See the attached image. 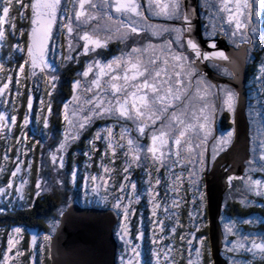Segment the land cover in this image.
Instances as JSON below:
<instances>
[{
    "label": "snow or ice",
    "instance_id": "6c2138e0",
    "mask_svg": "<svg viewBox=\"0 0 264 264\" xmlns=\"http://www.w3.org/2000/svg\"><path fill=\"white\" fill-rule=\"evenodd\" d=\"M199 6L207 12L210 22L205 26V32L211 51L202 50L191 38L195 9L187 0H165L163 3L145 0L144 4L137 0H0V52H4L0 56V140L5 144L0 157V200L8 204V208L0 207V213L32 207L25 197L33 165L31 154L37 145L44 148L36 135H48L50 117L54 115L53 91L59 83L49 55L62 62H78L82 56L95 54L97 49L106 47L115 38L121 43L131 40L135 44L141 33L168 34L171 39L161 45L133 46L107 62L101 59L85 61L83 70L76 73L83 80L74 79L70 98L58 102L61 107L55 115L63 124L61 138L55 150L48 151L47 159L41 152L31 199L40 197L48 188L49 182L45 179L42 183L39 174L41 166L47 167L49 162L57 176L56 185L63 188L67 183L78 182L81 175L77 165L73 164L70 172L63 171L70 144L78 141L94 121L115 120L116 124L97 128L87 139L82 152L85 157L82 179L85 187L90 183L97 194L103 189L102 201L111 203L115 211L118 218L116 235L125 248L120 264H179L177 253L184 264H215L210 238L201 232L209 227L204 218L206 209H211L210 194L202 188V176L207 169L206 145L212 137L211 160L215 161L232 144L234 130L214 136L213 124L218 112L227 111L234 117L244 104V95L228 84L210 83L199 70V63L207 61L230 81H239L243 65L252 59L251 53L257 47L264 53V0H199ZM14 8L21 22L29 21L27 28H18L17 17L12 14ZM152 18L173 23L152 24L149 22ZM92 21L96 23H90ZM217 31L232 45L231 53L217 50L213 40ZM185 44L190 55L185 54ZM218 62L225 66L221 67ZM25 81L28 82L26 104L18 120L22 106L18 98L25 96ZM254 84L259 89L256 96L259 107L248 106V134L252 147L245 162V175H227L230 194L232 181H242V187L236 191L241 193L239 203L244 207L254 203L247 194L264 197V61L259 62ZM42 86L47 92V102ZM35 94H40V99L34 109ZM33 119L36 135L27 131ZM121 121H131L133 128L125 127ZM257 124L259 126L253 132L252 126ZM17 125L19 135L14 137L13 158L9 155L13 151L9 141L13 139V129ZM116 126L120 127L119 139L114 132ZM146 130L149 142L144 145L139 139L144 138ZM132 131L137 137L130 135ZM97 142L104 145L103 151L98 150ZM118 149L125 157L120 179L116 178L115 168L104 163L106 158H115ZM93 154L100 157L96 164L100 171L95 174L87 172L92 166L89 161ZM72 155L75 157L77 153ZM8 161L13 165L11 169L6 166ZM133 168L143 170L142 184L146 187H139L132 178ZM153 168L157 173L155 177ZM161 168L164 169V198L158 190L162 184ZM257 171L262 174L261 178H252L251 173ZM5 173H10L6 182L2 179ZM185 180L187 189L184 188ZM185 191L190 199L182 195ZM145 195L150 213L151 260L148 262L142 259L141 244L138 243L145 237L143 215L136 224L134 239L131 237L132 217L136 214L133 205ZM183 204L188 206L190 229L180 220L179 209ZM259 207L264 208V204ZM221 220L227 264H255L257 257L260 264H264V234L258 240L256 235L246 234L239 228L240 224L254 221L264 223V218L238 217L225 222L222 217ZM22 231L20 226H12L7 232L0 264H20L19 258L24 256L20 247ZM38 236L33 233L28 241L32 256L36 255L33 248ZM50 239L49 235L43 236L44 242ZM43 253L44 245L40 243L41 257ZM245 256L251 258L244 259Z\"/></svg>",
    "mask_w": 264,
    "mask_h": 264
},
{
    "label": "water",
    "instance_id": "95a60500",
    "mask_svg": "<svg viewBox=\"0 0 264 264\" xmlns=\"http://www.w3.org/2000/svg\"><path fill=\"white\" fill-rule=\"evenodd\" d=\"M198 0H187V3L195 9L192 18V39L205 51H211L208 47L209 40L201 35V26L198 16ZM217 50L232 52V46L227 44L225 37L213 39ZM225 66L223 62H218ZM199 70L213 84H228L243 92L244 104L237 109L232 117L233 140L225 152H222L215 161H212L204 173V191L210 194L211 209H206L208 237L213 246L215 264H227L221 256L222 234L219 230L218 218L222 209V195L228 188L227 175L239 176L243 174L245 162L249 156V124L245 118L247 78L246 64L243 65L241 79L230 81L229 77L217 73L207 64V61L199 63ZM208 157V153H207ZM208 187H205V186ZM117 216L112 208H98L81 206L75 199H71L66 208L61 212L57 226L48 243L49 264H116L117 241L113 235V228L117 222Z\"/></svg>",
    "mask_w": 264,
    "mask_h": 264
},
{
    "label": "rangeland",
    "instance_id": "374dc122",
    "mask_svg": "<svg viewBox=\"0 0 264 264\" xmlns=\"http://www.w3.org/2000/svg\"><path fill=\"white\" fill-rule=\"evenodd\" d=\"M62 2H64V0H62ZM16 13V10L15 8L13 9ZM13 12V11H12ZM203 12L207 13L204 9H203ZM30 15V13H29ZM16 16V15H15ZM19 18V16H18ZM205 19L207 21V24L208 25L210 22L209 20L207 19V15L205 16ZM92 22H95L96 21H92ZM91 23V22H90ZM94 23V24H95ZM204 33H202L203 35V38L208 40V37L206 35V32L203 31ZM217 35V38H219V35L220 32L217 31L216 34L214 35L213 39L215 38V36ZM223 36V35H221ZM60 40L61 42L63 43V36L60 37ZM225 41L227 42V44H229L230 46H232L229 41L225 38ZM133 41H129V43H131ZM82 43V42H81ZM139 41L137 40L136 44L134 46H140L139 45ZM133 47V46H132ZM121 49L123 50V48L121 47ZM186 49V48H185ZM251 56H252V59L251 61H249L248 63H246V68H247V78H246V82H245V89H246V95H247V100H246V107H245V118L247 119V122L249 124V112H248V106L249 104H254L256 105L257 107H259V105L257 104L256 102V96L259 95V89L255 87V84H254V77L256 76L257 74V71H258V67H259V62L260 61H264V53L260 52L259 50V47H257L252 53H251ZM48 59L51 61V63L53 64V66L55 67L56 69V75L59 77L60 74H61V70H60V65L63 64V63H66V62H62V61H59L56 57L52 56L51 54L49 55ZM75 63H77V61H74ZM73 63V62H72ZM221 65V64H220ZM248 66L250 67V73H249V68ZM221 67H224L223 65H221ZM83 70V67L81 68V71ZM219 74H222L218 71ZM91 75V74H90ZM77 78H80L83 80L82 77H77ZM76 79V78H75ZM28 83V82H27ZM63 84V83H62ZM217 85H222V84H217ZM43 91H46L44 90L43 86H42V93ZM194 91V90H193ZM44 94V93H43ZM40 95V94H39ZM62 95V92H61V81L59 80V83L57 85V89H55L53 91V99H57L59 101H62L64 99L61 98ZM68 98H70L71 96V86L69 88V91H66V95ZM64 96V97H65ZM66 97V99H68ZM48 100V96H47V92H46V98H45V101L47 102ZM58 101V102H59ZM39 105V102L36 100L34 102V109ZM10 107V106H9ZM61 107V105L58 103V110L59 108ZM46 110V109H45ZM54 112V110H53ZM58 112V111H57ZM226 112V111H224ZM221 113V112H220ZM55 121V126L52 128V130L48 131V135L45 137V140L42 141L43 145H44V148L40 151V154H39V158H38V162L37 164L40 162L41 160V152L43 151L44 153V159H47V153L48 151L51 149V150H55V147H56V144L58 142V140L61 138V132H62V129H63V124L61 122V120L58 118L57 115H55V112H54V115H52L50 118H52ZM58 118V119H57ZM96 122H100V125H96ZM129 122L128 125H124L125 123L122 122L121 124H123L125 127H128V128H133V125L131 123V121H127ZM218 122V120H217ZM33 123H34V120H33ZM117 122L115 120H96L93 122L92 125H94V132L96 131L97 128H100V127H103V126H106L108 124H116ZM91 125V126H92ZM42 126V124H41ZM90 126V127H91ZM259 125H253V132H255V129L258 127ZM90 127H87L82 133L84 132H87V130L90 128ZM250 127V125H249ZM15 129L16 127L13 129V134L15 132ZM119 131H120V127L119 126H116V129L114 128V132L117 133V136H116V139H119ZM229 131V130H227ZM226 130H217V136L221 135V134H225L227 132ZM233 131V130H232ZM248 132H249V129H248ZM50 133V134H49ZM130 135L132 137H137V133L135 131H132L130 133ZM249 135V134H248ZM86 139V138H85ZM88 139V138H87ZM86 139V140H87ZM210 139L211 137H209V142L207 143V146L209 144V152H210V159H211V155H212V144L214 141L210 142ZM86 140H84V142H86ZM233 140V138H232ZM80 139L78 141H75L73 142L72 144H70L69 146V149L68 150H71V148H73L74 146H78L79 143H80ZM149 141H147L145 139V136L144 138H141L139 139V143L141 144H144V145H147ZM83 143V142H82ZM99 143L101 146L104 147L103 144H101L100 142H97ZM11 145V144H10ZM13 146V145H12ZM206 146V147H207ZM86 148V146H84ZM97 147H98V150H99V146L97 144ZM252 147V144H251V141H250V138H249V152H250V149ZM4 148H5V144L2 145L0 144V157L3 156V153H4ZM84 148V150H85ZM13 149H15V146H13ZM83 150V151H84ZM82 151V152H83ZM103 151V149H102ZM72 153L75 152V153H80L81 150H72L71 151ZM71 152H67L65 153V160H67V156L68 154L71 155ZM81 152V154H82ZM118 152V160L121 162H124V159L125 157L123 156V154L121 153V151L118 149L117 150ZM11 154L14 156H11ZM251 153H249L250 155ZM9 155L13 158H15V153H9ZM73 156V155H72ZM78 157V156H77ZM96 158V162L94 165H92L93 167L96 168V171H89L87 169V172L88 173H91V174H95L97 173L98 171H100V169L97 168L96 164L99 162L100 160V157L98 154H93V157L92 158ZM76 158V157H75ZM113 159V163H115V158H111V159H108L106 158L104 160V163L105 164H109V166H113L111 161ZM212 161V160H210ZM90 164H92V161H89ZM76 165V163H73ZM12 165V164H10ZM123 165V164H122ZM13 166V165H12ZM78 166V165H77ZM91 166V167H92ZM26 167V166H25ZM82 166H78L79 168V172H80V175H81V179L78 181V182H71L69 183V185H75L74 188L72 189V191H69L67 189V187H60L58 185H56L55 183V180L57 179V176H56V173H54L52 171V166H51V163L49 162L48 163V166L47 167H44V166H41V169H40V178H41V181L42 183L44 182V180L47 178L45 175L49 174V180H47L49 183H48V188L46 191H43L42 193H46L48 192V194L51 196V197H56V198H59V202H61V204L59 205L60 206V214L61 212L66 208L67 204L69 203V201L72 199V198H75V196H77V201L79 202V204H81V206L85 207V206H88V205H92L90 207H98V208H112L111 207V203H106V202H103L102 201V196L104 195V192H103V189L100 190V193L97 194L96 192H93L92 191V188L90 186V183H89V186L88 187H85V181L82 179L84 173H85V168H81ZM115 168V170H117V167L116 166H113ZM245 168H246V163H245ZM245 168H244V171H243V174L242 175H239V176H236V177H244L245 175ZM11 169V168H10ZM65 171V169L63 170ZM122 171L119 170L116 172V178L117 179H120L121 176H120V172ZM152 171V175L153 177H155L157 175L155 169H151ZM176 171H180V169H176ZM132 172V178L136 181L137 185L139 187H145V185L142 184V180L145 178L143 176V170L141 168H133L131 170ZM10 174V173H5V175L2 177V179L6 182V178H7V175ZM159 175L162 177V184L161 186H159V193L161 194L160 197L161 198H164L165 197V187H164V180H163V177H164V169L161 168L160 170V173ZM186 175V174H185ZM252 175V178L254 179H259L261 178L262 174L260 172H254V173H251ZM30 176H28V179H29ZM61 179H65L63 176L60 177ZM204 178V176H203ZM70 179V178H69ZM141 180V181H140ZM203 183H204V180H203ZM67 185V184H66ZM29 184L25 187V193L27 192V190L29 189ZM228 187V186H227ZM242 187V181L240 179H234L232 181V188H231V194H230V189L229 187L226 189V193H224L222 195L223 197V200H222V209L220 211V216L218 218V222H219V225L221 227V234H222V246H221V250L224 249V243H223V223H222V220L221 218L223 217L224 221L226 222L229 218H238V216H232V214L230 215L229 214V211L232 209V205L234 204H237L241 207H244L242 206L240 203H239V200L241 198V193L237 192L236 189L238 188H241ZM184 188L187 189V181L185 180L184 182ZM31 191H33V193L35 192V189L33 188ZM184 194V192L182 193V195ZM186 199H190V195H186L184 196ZM145 198H147V196L145 195ZM247 198L249 200H252L254 203L253 205L255 204H258L257 201L255 200H264V197H260V196H255V195H252V194H247ZM76 200V199H75ZM139 202H137L136 204H134L135 206H139L138 205ZM133 205V207H134ZM186 206V210H187V205L186 204H183L181 205V208L179 209V211L182 209V207H185ZM0 207L2 208H8V204L6 201L4 200H0ZM249 207V206H248ZM248 207H245V208H248ZM17 209H20V208H17ZM184 209V208H183ZM160 211V214L162 215V210H159ZM138 216H137V219H136V222L133 223L132 221V224H137L138 222H140V216L143 215L145 216V218L143 217V219H147L148 222H149V211H148V205H147V199H146V202L143 204V208L142 210H136ZM146 212V215L145 213ZM5 215H12L14 213V211L12 210H9V211H6L4 212ZM59 214V216H60ZM206 217H207V213H206ZM239 217H242L244 219H250V218H254L256 216H252V215H249L248 216H239ZM184 219V224H187L188 225V228L190 229L191 228V225L190 223L188 222V219H187V214H185V217L183 218ZM12 219L7 217L6 219L4 220H0V259H2V251L3 249L6 247V240H7V232L10 230V228L12 226H20L22 228V235H23V239L21 240L20 242V247L24 250V256L23 257H20L19 260H20V264H38L39 263V260H40V254H39V244L40 243H43L44 246H48V243L49 242H44L43 241V236L44 235H50V233H45L43 231H37V230H31V229H25L23 226L21 225H18V224H15L13 221H11ZM132 220H133V217H132ZM180 220H182L180 218ZM206 223H208V220L206 221ZM253 224V225H260L261 222L260 221H254V222H250L249 224H240L239 225V228L241 229V231H243L244 233H251V234H254L256 235L257 239L259 240L261 234H264L263 232H258V231H251V230H244L243 226H246L247 228L250 227L251 225L250 224ZM264 224V223H263ZM57 225V224H56ZM150 225V223H149ZM117 226H118V219H117V222L116 224L114 225V228H113V235H114V238L116 239L117 241V252H116V264H120V260H121V256L122 254L124 253L125 251V248H124V244L123 242L120 240V238L116 235V231H117ZM135 228L136 226L134 227L132 225V231H131V237L134 239L135 237ZM251 228V227H250ZM143 229L145 231V237L142 241L138 242L141 244V251L143 253V256H142V259L146 262L150 261L151 260V257H150V247H151V244H150V240H149V235H150V232H149V229H150V226H144L143 225ZM134 230V231H133ZM54 231L51 232V234L53 233ZM33 233H38L39 236H38V242H37V245L34 246L33 248V251H35L36 255L35 256H32L28 250V241L31 239V235ZM229 239H234V237H229ZM176 242H177V245L179 246V236L178 238H176ZM221 250H220V254L222 256V253H221ZM177 259L179 261V264H184V261L183 260H180V254L177 253ZM185 255H187V253L185 252ZM224 257H227V255L225 256V254L223 255ZM223 257V258H224ZM127 258V257H125ZM244 259H250L251 257L250 256H245L243 257ZM49 259V258H48ZM225 259V258H224ZM226 260V259H225ZM227 261V260H226ZM259 264V257H257V260H256ZM257 264V263H256Z\"/></svg>",
    "mask_w": 264,
    "mask_h": 264
},
{
    "label": "trees",
    "instance_id": "16d2710c",
    "mask_svg": "<svg viewBox=\"0 0 264 264\" xmlns=\"http://www.w3.org/2000/svg\"><path fill=\"white\" fill-rule=\"evenodd\" d=\"M137 2L141 3V4H144L145 0H137ZM161 2L163 3V2H165V0H161ZM197 7H198V16H199V21H200V26H201L200 27L201 28V35H202V33H204L203 31H205V26L207 24V21L205 19V16L207 15V13L203 12V9L199 6V0L197 1ZM143 10H144L145 17H147V15H148L147 9L145 8ZM12 14L14 16L16 15V17H17L15 22L17 23L18 28L21 27V26L25 27V28L28 27L29 21L25 20V21L21 22L20 19L18 18L17 12L15 13L14 10H13ZM149 22L152 23V24H157V25H164V24H168V23H173L171 21H165V20L160 19V18H152ZM91 23L94 24L95 22H91ZM191 33H192V30H191ZM191 33H190V35H191ZM191 37H192V35H191ZM216 37H217V35L215 36V38ZM202 38H203V35H202ZM170 39H171V37L168 34H162V35L154 36L150 32L141 33L140 36L137 38V40L140 42L139 43L140 46H143V45H146V44L161 45L166 40H170ZM25 40H26V37H25ZM137 40H136V42H137ZM129 41H125L124 43H121V41L118 38L112 39V40H110L108 42L106 47H104L102 49H97L95 54L90 53L87 57L82 56L77 63L72 61L73 63L72 62H66V63L61 64L59 66L60 70H61V74L59 76V80L61 81V92H62V95H63V96H61V98L62 99H66V97H67V96H65L66 95V91H69V88L71 86V82L75 78L77 79L76 73L78 71H81V68L84 66V63H85L86 60L101 59L102 61L107 62V60L111 59L113 56L120 55L121 51L126 50V49H130L132 46H134L136 44V42L134 44L133 42L129 43ZM80 47H82V43L80 44ZM121 47L123 48V50L121 49ZM185 48H186L185 49V54L186 55H190L189 51L187 50L186 44H185ZM5 51H7V49H5ZM2 55H4V52H0V56H2ZM8 66H14V65H8ZM248 68H249V73H250V67L248 66ZM211 69H213L217 73L219 71L213 65H212ZM204 77H205V75H204ZM208 81L211 83L210 80H208ZM27 84H28L27 81H25V85H26V87L24 89L25 96L22 97V98H18V103H20L22 105L21 108L19 109L18 120L22 117L23 111H24L23 105L26 104ZM43 93H44L43 94V98L45 100L46 91H43ZM39 99H40V95L39 94H35L34 95V102L36 100L39 102ZM58 101L59 100H57V99H53V110H54L55 113L58 111ZM9 111H10V107H9ZM217 120H218V122H217ZM55 121L56 120H54L53 117L50 118V126H49L50 131L56 125ZM230 121H232V116H230L227 113V111L226 112H221V113L218 112L216 114L215 121H214V124H213V135L217 136V130H226V131L229 130V131H232L233 130V124ZM122 122L125 123L124 125H128V123H129L127 121H121L120 123H122ZM96 125H100V122H96ZM35 129H36V125H35V121H34V123L30 124L29 128L27 129V131L31 135H36ZM94 129H95L94 125H92L87 130V132L82 133L81 134V138H80L81 142L79 143V145L78 146H74L73 148H71V150H68V153L71 152L72 150H79V151L81 150V152H82L84 150V148H85L84 146H86V142H84V140H86L87 138L88 139L91 138V136L94 133ZM115 129H116V127H115ZM147 131L148 130H146L145 139L148 141V139H147ZM15 135H19V126L18 125L16 126L15 132L13 134V139L9 141V144H11L13 146H15V139H14ZM45 137L46 136L36 135V138L40 139L41 141L45 140ZM212 141L213 140H212V137H211L210 142H212ZM0 144L4 145V141L0 140ZM30 144H31V141H30ZM97 144L99 146V151H102V149H104V147L101 146L99 143H97ZM209 149H210V147H209V144H208V146L206 147V158H207V162H208L207 163V167L213 161V160L210 161L211 159H210V155H209L210 154ZM41 150L42 149H41L40 145H37L36 149L31 154V157L33 159V165H32V169H31L30 174H29V176H30L29 177V187H28L29 189L25 193V197L27 199L28 204H31L32 207H30V208L29 207H22L20 209L16 208V210H14V213L12 215H5V213H0V220H4L7 217H9V218L12 219L11 221H13L15 224L23 226L25 229L43 231L45 233H50L51 234V232L53 231V227L55 228L57 226L56 224L58 223L59 214H60V206L59 205L61 204V202H59L60 199L56 198V197H51L48 194V192L42 193L41 196L40 197H36L35 200L31 199V197L34 195L33 191H31V190L33 188L35 189V181L37 179V162H38V158H39V154H40ZM81 152L78 153L75 156L76 158L74 156H72V152H71V155L68 154L67 160H65V171L70 172L71 168L73 166V163H76V165H78V166H82L81 168H85L84 167L85 157H83ZM11 153H15V150L13 149V151ZM207 153H208V157H207ZM11 156H14V154L13 155L11 154ZM117 156H118V154H117ZM24 159L26 160L27 158H24ZM91 161H92L91 165H94L95 162H96V158L95 157L92 158ZM111 163H112L113 166L117 167L116 172L122 169L123 162L120 163V161L118 160V157H115V163H113V159H112ZM10 164H12L11 161L6 162V166H7L8 169H10L12 167V165H10ZM25 166H26V164H25ZM88 170L89 171H96V168L92 166V167L88 168ZM45 176L47 177L46 178L47 180L50 179L49 178V174H47ZM203 176H204V174H203ZM203 176H202V188L204 190V183H203L204 178H203ZM74 186L71 185V184L69 185V183H67V185H66V187H67V189L69 191H72ZM72 199L78 200L77 196H75V198H72ZM255 201H257L258 204L250 205L248 208L241 207V206L238 205V203L234 204V205H232L233 207L229 211V214L230 215L232 214L233 217L234 216H238V217L239 216H248L249 217V215H252V216H259V217L264 218V208L259 207L260 204H264V200L260 199V200H255ZM145 202H146V198L144 196L139 201V203H138L139 206H135L134 205V208L136 210H140L141 211L142 208H143V204ZM88 206H92V205H88ZM179 212H180V218L182 219L181 221L184 222L183 218L185 217V214H187L186 206L182 207V209ZM144 213L146 215V212H144ZM206 213L207 212L205 211V218H204L205 222L207 221ZM137 216H138V214L136 212V214L133 216V220H132L133 223L136 222ZM143 217L145 218V216H143ZM144 220H146V219H143L142 224L144 223ZM50 225L52 227H50ZM132 225L134 227L136 226V224H132ZM250 225H251L250 226L251 228L250 227L247 228L246 226H243L244 230L258 231V232H263L264 233V224L263 223H261L260 225H253L251 223ZM201 232L208 236L207 228L201 229ZM197 235H199V233ZM176 238H178V235H177ZM221 253H222V257H224L223 256L224 255L223 249L221 250ZM224 258L227 260L226 257H224ZM41 262H42V264H49L48 246L47 245L44 246V253H43L42 257L40 256V260H39L38 264H41ZM256 263L258 264L257 261L255 262V264ZM259 264H260V261H259Z\"/></svg>",
    "mask_w": 264,
    "mask_h": 264
},
{
    "label": "flooded vegetation",
    "instance_id": "af4514ba",
    "mask_svg": "<svg viewBox=\"0 0 264 264\" xmlns=\"http://www.w3.org/2000/svg\"><path fill=\"white\" fill-rule=\"evenodd\" d=\"M191 35H192V33H191ZM204 39V38H203ZM208 63V65L212 68V64H210L209 62H207ZM218 70V69H217ZM208 163V162H207ZM161 195V194H160ZM186 195H189L186 191L184 192V194H183V196H186ZM147 199V198H146ZM144 226H150L149 225V222H148V220L146 219V220H144Z\"/></svg>",
    "mask_w": 264,
    "mask_h": 264
},
{
    "label": "bare ground",
    "instance_id": "6f19581e",
    "mask_svg": "<svg viewBox=\"0 0 264 264\" xmlns=\"http://www.w3.org/2000/svg\"><path fill=\"white\" fill-rule=\"evenodd\" d=\"M219 230L221 231V227H220V225H219Z\"/></svg>",
    "mask_w": 264,
    "mask_h": 264
}]
</instances>
